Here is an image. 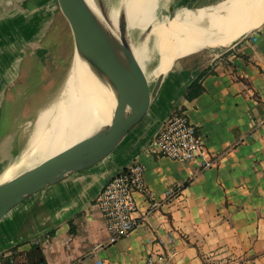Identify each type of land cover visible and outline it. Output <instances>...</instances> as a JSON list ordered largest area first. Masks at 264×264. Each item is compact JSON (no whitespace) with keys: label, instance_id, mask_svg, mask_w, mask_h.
Segmentation results:
<instances>
[{"label":"crops","instance_id":"crops-1","mask_svg":"<svg viewBox=\"0 0 264 264\" xmlns=\"http://www.w3.org/2000/svg\"><path fill=\"white\" fill-rule=\"evenodd\" d=\"M41 2L0 0V175L22 152L17 134L5 130L13 80L33 38L28 20L38 13L51 24L57 14L55 0ZM254 28L228 52L175 61L147 115L111 155L9 211L0 220V264H264V21ZM197 80L203 91L187 97ZM175 110L187 113L206 144L205 155L186 163L148 151ZM216 155L215 165H203ZM135 158L157 198L177 185L182 194L152 209L137 192V227L110 243L96 197Z\"/></svg>","mask_w":264,"mask_h":264},{"label":"bare ground","instance_id":"bare-ground-1","mask_svg":"<svg viewBox=\"0 0 264 264\" xmlns=\"http://www.w3.org/2000/svg\"><path fill=\"white\" fill-rule=\"evenodd\" d=\"M169 1L119 2L126 15L131 37L138 35L148 25L153 26L146 38L151 43L150 49L147 41L134 45L135 53L150 82L155 81L160 74L170 72L178 58L200 51L212 41L232 39L206 48L230 45L264 21V0H219L208 6L178 8L176 16L168 17L165 25L161 23V17H158V9ZM87 2L90 10L101 16L102 0ZM118 13L119 7L116 4L110 11V17L115 23ZM152 52L155 53L154 57L149 55ZM73 56L72 67L61 93L37 113L27 145L17 159L4 169L0 183L41 164L109 121L110 113L103 102L106 93L97 85L78 56Z\"/></svg>","mask_w":264,"mask_h":264},{"label":"water","instance_id":"water-1","mask_svg":"<svg viewBox=\"0 0 264 264\" xmlns=\"http://www.w3.org/2000/svg\"><path fill=\"white\" fill-rule=\"evenodd\" d=\"M55 1L56 16L61 17L72 32L75 54L106 93L103 102L109 110L110 119L41 164L0 183V220L33 195L111 155L147 115L165 78V74H160L155 84L151 85L135 53L127 18L121 7L115 23L110 17L112 8L104 4L101 5L100 16L90 10L87 0ZM184 6L188 7V4L172 9L169 17L174 18L178 8ZM152 28V25L146 27L142 40L148 37ZM253 30L228 46L213 47L218 50L216 54L230 51ZM65 82L66 79L64 85ZM31 254L34 255V251Z\"/></svg>","mask_w":264,"mask_h":264},{"label":"rangeland","instance_id":"rangeland-1","mask_svg":"<svg viewBox=\"0 0 264 264\" xmlns=\"http://www.w3.org/2000/svg\"><path fill=\"white\" fill-rule=\"evenodd\" d=\"M119 2L120 0H102V4L109 9L114 5L116 6V4L120 7ZM41 3L40 5L35 4L32 9L28 8V11L36 13L39 8L44 6V2ZM185 3L188 4V7L210 5L209 0H170L166 5H161L158 9V17H161V23H165L166 25L170 11ZM37 15L38 13L31 16L28 20V25L33 27L31 36L33 38H27L26 44L28 45V49L26 50L28 51V56L25 62L21 64L22 68L18 72L16 80H13L12 87L15 90V94L11 99L8 98L11 101V108L7 107L6 109L7 111H9L8 109L12 110V119L5 132L12 131V133L17 134L14 147L16 150L19 149V152L27 145V140L30 138L28 136L33 131L38 114L49 104L48 102L55 99L61 93L64 81L72 67L73 55L75 54L72 32L67 23L57 16L51 24L48 21L40 22ZM143 33L144 30L140 31L135 37H131L133 45L136 46L147 41L146 39L144 41L141 39ZM29 39L33 40V48L30 45L32 42ZM230 40L232 39L219 42L212 41L202 49L203 51L200 50L201 52L197 51L187 56L194 54L205 56L206 59H209L217 55L218 50L213 47H209L213 49H207L206 47ZM147 47L150 49V41H147ZM205 48L206 50H204ZM149 55L154 57L155 53L152 52ZM23 67L25 70L22 74ZM155 81H151L152 86L155 84Z\"/></svg>","mask_w":264,"mask_h":264},{"label":"built area","instance_id":"built-area-1","mask_svg":"<svg viewBox=\"0 0 264 264\" xmlns=\"http://www.w3.org/2000/svg\"><path fill=\"white\" fill-rule=\"evenodd\" d=\"M253 38L256 39L255 36ZM148 151L185 163L207 153L205 140L198 126L183 110H175L165 118L158 134L149 143ZM218 158V155L209 157L205 159L203 165L213 166ZM182 190V185L170 187L166 190L163 199L171 200L180 197ZM137 192L147 196L152 209H157L163 201L157 198L147 185L145 165L135 158L126 168L111 175L96 197L105 220L110 243L129 235L137 227L138 206L135 198ZM147 264H157V262L150 258Z\"/></svg>","mask_w":264,"mask_h":264},{"label":"trees","instance_id":"trees-1","mask_svg":"<svg viewBox=\"0 0 264 264\" xmlns=\"http://www.w3.org/2000/svg\"><path fill=\"white\" fill-rule=\"evenodd\" d=\"M202 91H203V85L199 80H197L190 86L186 95L189 98H193V97L198 96Z\"/></svg>","mask_w":264,"mask_h":264}]
</instances>
